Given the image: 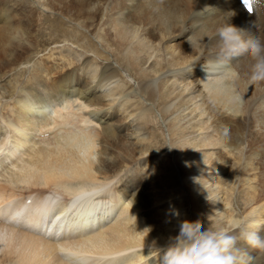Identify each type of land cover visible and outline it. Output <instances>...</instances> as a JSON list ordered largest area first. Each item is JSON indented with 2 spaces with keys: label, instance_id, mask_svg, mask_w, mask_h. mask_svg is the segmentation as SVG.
<instances>
[{
  "label": "bare ground",
  "instance_id": "obj_1",
  "mask_svg": "<svg viewBox=\"0 0 264 264\" xmlns=\"http://www.w3.org/2000/svg\"><path fill=\"white\" fill-rule=\"evenodd\" d=\"M256 1H253L254 14H248L238 0H55L51 9L58 12L61 17L70 18L78 23L92 36L97 34L107 46L109 45L110 49H107L105 54H99L94 43L91 48L103 61L109 63L113 61L120 68L130 70L134 78L144 84L139 85L140 94L146 96L149 101L157 103L156 106L160 109L159 113L163 119H169L173 114L178 113V121L183 120L185 118L183 114L189 112L188 118L194 123L190 130L175 132L173 123L169 126L172 136L182 139L200 137L199 132L204 129L197 121L198 118L207 116L208 119L211 116L210 123L213 128L220 121L225 124L234 121L238 115L248 119L251 109L256 111L260 119L259 126L256 127L264 129V97L259 100L264 94V89L258 91V87L264 82L249 84L251 58L248 56L249 59L241 74L230 64L224 63L225 69L220 68V64L213 65L217 63V59L211 55L212 50H220L215 47L220 43L216 38V30L225 23L237 27L244 24L252 25L257 17L261 28L259 37L264 42V0ZM195 8L197 14H193ZM6 11L7 9L1 6L0 17L4 16ZM28 22L32 25V21L30 23L28 20ZM18 23L24 24V21L18 20ZM8 24L9 22L5 21L0 25L3 26L0 28V48L1 45L11 46L23 36L22 30H14ZM199 25L203 26L198 27ZM51 26L61 34L64 23L55 18ZM196 27L198 30L202 27L204 29L193 34ZM31 35L29 38L36 41L38 36ZM250 35L256 36L255 33ZM188 36L191 40L189 43L180 42ZM15 48L20 50L14 52L4 49L2 54L0 52V70L4 73L7 70L8 72L16 70L22 64L21 60H28L29 51L26 47L17 44ZM4 56L12 57L10 62H4L6 58ZM169 56L170 58L167 59ZM74 62L71 65L64 64L65 69L67 68L65 73L62 71L64 68L60 66L44 63L43 72L47 73L46 77H53L51 85L49 79L40 75H32L26 81L20 80L18 82L20 88L24 92V89L29 92L20 98L17 96L16 101L13 102L14 109L12 107L10 112L7 111L8 115L1 118L3 123L9 119L6 127L13 135L6 142H3L4 139L0 141L2 184L0 186V253H3L0 264H135L136 262L132 261L137 259L136 256L128 258L120 255L142 246H155V242L163 238L160 232L162 227L154 222L155 218L154 221L149 219L150 223L147 224L148 230H146L143 221L135 217L138 210H150L152 204L148 197L142 198L137 195L132 199L135 209L131 206L128 208V204L127 208L126 206L123 208L124 198L121 196L119 198L117 191L113 193L109 189V182L113 181L121 166L126 163H138V160L145 157L148 152L158 149L162 141L157 143L156 139H165V135L157 137L149 134L150 128L146 130L148 126L153 129L159 126L160 120L157 114L152 107H147L142 101L136 102V100V105L134 104L129 112H126L128 111L126 109L131 108L132 103L129 100V106L128 108L125 106L123 112H121V104H119L120 110L114 109L115 112L113 110L111 112L109 107H113L116 97L122 96L125 91H120L116 86L111 94L108 91L105 95L101 90L110 89L115 80L121 77L119 69L110 64L109 69L91 79L90 75L93 72L91 70L95 69L90 65V61L86 60L82 65L75 66L79 71H83L82 75L75 72V68L74 71L70 68ZM189 62L193 64V71L189 69V77L184 80L181 77L183 81L178 82L179 75L173 74L174 71L178 69L184 72ZM16 65L18 67L13 68ZM229 69L237 72L238 78L231 75ZM213 70L221 71L212 73ZM96 72L94 75L98 74ZM195 73H198L197 78ZM22 74H26V70L22 71ZM185 75H187L186 71ZM157 78L159 82L153 88L152 84H155ZM33 79L38 83L33 84ZM39 85H45V88ZM131 89L134 90L132 87ZM74 91L86 94L89 103L84 104L83 108H95L90 116H80L78 119L72 114L74 108L72 104L66 103L68 101L55 103L71 96ZM131 91L127 93V97L132 94ZM7 95L15 96L12 92ZM127 99L129 98L122 101ZM194 101L198 105V102H202L198 107L202 110L201 113L192 109ZM216 106L221 108L215 109ZM218 109L223 113H214ZM101 111L103 115L100 114ZM64 112H68L67 115H64ZM197 112L199 115L193 117ZM133 117L136 124L129 121ZM214 117L218 118L213 120ZM93 122L101 127L100 132L93 131L89 126H83ZM255 124L253 122V125ZM8 130L2 126L0 138L2 133H5L3 136L8 135L10 132ZM54 130L57 131L55 135L45 136L47 132ZM112 130H115V133ZM97 132L99 134L95 135ZM143 134H147L148 137L139 138L136 142L138 137L135 140L134 135ZM38 135L43 137L37 139ZM92 135H95L94 139L104 141L109 146L101 151L99 162L96 158L98 145L91 140L93 137H89ZM200 140L201 149L208 147L202 138ZM32 141L37 144H33ZM219 142L221 143L222 140L219 139ZM22 143L25 145L19 148ZM218 143L215 145L218 146ZM163 146L161 143L162 148ZM184 147L177 148V152H181ZM233 147L231 146L230 151ZM31 148L33 149L30 150ZM235 149L234 147L233 150ZM211 156H215V153L205 156L203 152L194 157L192 164L197 166L194 168L199 170V174L204 172L203 174L206 175L211 170H228L227 159L225 156L226 161H224L223 153L217 155L211 163H205L204 157ZM163 164L166 169L173 170L169 160L164 159ZM190 164L187 156L181 166L187 168ZM165 176L169 184L176 181L174 171ZM209 180L206 178V181ZM135 181L138 183L139 180ZM221 182L224 181L221 179ZM119 183H123L122 179ZM122 187L124 189H121L120 193L128 199L131 198L132 194L127 192L124 184ZM52 188L65 193L69 201L61 203L57 201L55 192L51 190L45 192ZM36 191L39 193L36 194ZM33 192L36 194L34 199L31 198ZM142 192L141 195L144 194ZM28 198H31L30 205L26 203ZM197 203L199 204V202L193 204ZM212 203V206L208 205L209 207L204 208L209 210L211 215L214 214L218 228H230L238 223L233 221L230 215L222 214L221 204ZM201 208L203 210V207ZM221 215L222 220L219 219ZM224 219L230 222L227 223ZM263 221L260 219L252 223L260 224ZM251 225L253 224L248 223V226ZM262 226L263 224L260 227ZM111 257L115 259L107 260Z\"/></svg>",
  "mask_w": 264,
  "mask_h": 264
},
{
  "label": "rangeland",
  "instance_id": "obj_2",
  "mask_svg": "<svg viewBox=\"0 0 264 264\" xmlns=\"http://www.w3.org/2000/svg\"><path fill=\"white\" fill-rule=\"evenodd\" d=\"M54 4H55V0H45V1L44 0H0V7L2 6L5 9H7V11L5 12L6 14L4 13L5 15L0 17V25L5 21L9 22L8 25H10V27H12L14 30H18V31L22 30V34L24 36V37L21 36L22 34L19 35V37L20 36L21 37L18 38L16 42L11 46L1 45L2 46V48H0L1 54L4 49H10L14 52L16 50H20L15 48L17 44L23 45L29 51L28 60H21L22 64H20L19 67L17 65L13 67V68L18 67L16 70L13 69L14 71L11 72H8L7 70L5 73L0 70V123H1L0 128L3 126L8 130V127L6 126H8L9 124L8 123L9 119H6L5 122H7V124L5 122L4 124L3 119L1 118L3 116L8 115L7 111L10 112L11 111L10 109H12V107L14 109L15 103L13 102L16 101L17 96H19L18 98H20V96L21 97L25 96V94L29 92L27 89H24L25 90L24 92L23 89L20 88L21 85L20 83H18L20 80L26 81L27 79H29L28 77H31L32 75H38V76L40 75L45 77L47 80L49 79L48 81L50 82L51 85L53 81V77H49V76L48 78L46 77L47 73L43 72L44 63L50 66H60L61 68H64L62 71L63 73H65L67 71V68L65 69L64 64L67 63L68 65H71V63L75 61L74 65H72L70 68L73 69V71L75 68V72H77L79 75H82L83 71L82 70L79 71L78 68L76 69L75 66L82 65L84 61L88 60L90 61V65H92L93 68L97 70L96 72L92 68H89L92 69L91 71H93L92 74L91 72H89L92 75V76L90 75V78L96 75L98 77L99 74L101 75V72L109 69L108 66L111 64L115 68L119 69L121 77H118L117 81L115 80V82L111 85V87H109L111 90L106 88V90L103 89L101 90V92H103V94L106 95L108 91H110L109 94H111V92L113 91L112 89L116 86H117L116 88H119L120 91L123 92L125 91V92L124 94H122V96H118V98L116 97V101L114 102V105L112 104L113 107H109L110 111L112 112L113 110V112H115L114 109L120 110V106L122 105L121 112H123L122 110L126 109V107L128 108L129 106L128 103H130L128 102L129 100L133 104L130 105L131 108L126 109L128 110L126 112H129L130 109L132 110L133 108L132 106H134V104L136 105L135 100L136 102L142 101L147 107L153 108V110L158 116V119L160 120V124L156 129H153L148 126L146 127V130L150 128V130L148 131L149 134L155 135L157 137H161V136L163 137L165 135L164 140L159 138L156 139L157 143H160V141H162L161 143L164 145L163 146L164 148L161 147V143H160L157 150H152L151 153L148 152L147 153L148 155L146 154L145 157H141V160H138V163L124 164L123 166L120 167L121 170L119 169L117 171L115 175L116 177L114 178L115 180L113 179V181L109 182L110 184L109 189H111L113 193H115L114 191H117L119 198L120 196L124 198L123 208L125 206L127 208V204H128V208L129 206H131L132 209H135L136 207L134 206V201H132V199L135 198V196L137 195L142 196V198L148 197L152 204L150 210H146V211L145 209L138 210L135 217L140 219V221H143L145 225L144 229L146 230H148L147 224L150 223L148 221L150 220L154 221V218H155L154 222L159 224L160 227H162L160 228V232L162 234L161 237L163 238L160 241H157V243L155 242V246H147V245L142 246L141 248L139 247L129 251L130 253L129 252L126 254L123 253L120 256L122 257L124 256L128 258L136 256L138 260L135 259L137 260L135 261L133 259L134 261L132 262H136L137 264H160V255L162 254L161 250L165 249L167 246H169L171 243L174 242V238H175L174 235L179 234L181 224L187 219L188 221H192V222L199 221L203 225L205 230H207L208 228L210 230L219 229L218 222L217 219L214 217V214L212 213L213 215H211L209 210H206L204 208V207L212 206L213 205L212 202H215L223 206V208L221 209L223 210L222 214L230 215L233 218V221H236L241 225V227L237 229H234V227H232L231 225H229L231 226L230 228H225V230L232 232L234 235L238 237L237 247L246 251L248 255L253 258L251 264H264V252H258L257 250L248 248V246L244 243L243 239L239 238L241 231H249V230H259L260 235L264 236V221L260 224L252 223V221H259L260 219L264 220V129L260 127H256L259 126L258 124L260 122V119L258 118L256 111L251 109L249 111L250 113L248 115V119H246L241 115H238L234 121H228L226 124L223 121H220L216 125H214L213 128L211 127V123H210L211 116H209L208 119L207 116H204L202 118L197 119V121L202 125V129H204L201 132H199L200 133L199 138L186 137L181 139L178 136H172L171 132H169L170 124L173 123L172 126L175 132H178L183 129L190 130L191 129L190 127L194 125L193 122L191 123V118L190 119L188 118L189 112L183 114L185 117L183 120L178 121L179 119L178 113L173 114V116L170 117L169 119H163L162 115L159 113L160 109H158L156 106L157 103H154L153 101H149V99L146 96H142L140 94V88H141L140 86L144 84H142V82H140L139 80L135 79L133 73L130 70L124 67L120 68L118 64H116L113 61L112 63L103 61L100 58V56L93 50V48H91L92 44L94 43L96 45L95 47L98 53L105 54L106 50L110 49L108 48L109 45L107 46V44L102 39H100V37L97 34L93 36L89 34L86 29L82 28L78 23L70 20V18L67 17L63 18L60 15H58V12L51 9V7H54ZM196 12H197V8L193 9V14H197ZM213 13L214 12H212V14ZM34 14L37 15L35 16ZM55 18H58L60 21L64 23V26L61 30V34L59 30L57 31V29L51 26L54 23ZM18 20L24 21L25 25L18 23ZM28 20L30 21V23L32 21V25L29 24ZM33 20L34 21L36 20L35 21L36 24L33 23L34 22ZM252 23H253L252 25L244 24L239 26L238 28L244 29L250 34L255 33L256 36L259 37L261 33V28L258 25L257 17L255 18V20H253ZM30 25L31 27L29 28ZM200 26L203 25H199L198 27ZM1 27L3 26H0V28ZM198 27H196L193 30V34L198 33L200 29L201 31L204 29L202 27L198 30ZM24 29L26 32H24ZM29 29L30 32L32 31L31 33L29 32ZM30 34H32L31 36H36V37L38 36L36 41L29 38ZM216 38L217 40L219 39L218 36H216ZM190 41H191L190 36L184 38V40L183 39L180 40V42H185V43H189ZM215 47L220 48V43L219 46H215ZM219 53L220 50L219 51L212 50L211 55L213 56V58L218 59ZM4 58H5L4 62L8 63L10 62V58L12 57L4 56ZM169 58L170 56L167 57V59ZM248 59L249 57L245 55L243 56V58L238 57L233 59L232 62L227 63L226 65L230 64L234 66V70L238 72L240 71L242 74L243 68L247 64ZM216 64H220V68L222 69H225L224 67H226L222 62L214 63L213 65ZM39 68L41 70L43 68V70L41 71ZM192 68H193V64L192 62L191 63L189 62L184 68V70L187 72V75L184 76L185 71L181 72L178 69L177 71H174L173 74L178 73L179 75L178 82L179 80L183 81L184 78L187 79L189 77L188 74L190 72H188V70L190 69V71H193ZM38 69L40 70V73ZM24 70H26V74L23 75L22 71ZM220 71L221 70H213L212 73L213 72L219 73ZM95 72L98 74L94 75ZM181 77L183 80L181 79ZM197 77H198V73H195V78ZM10 80H14V81L10 82ZM35 80L33 79V81ZM33 81H32L33 84L38 83L37 80L35 82ZM158 82H159V78H157L155 84H152V87L155 88ZM11 83L12 85H10ZM9 85L11 88L9 87ZM39 86L45 88L44 87L45 85L43 86L39 85ZM131 87L134 88V90L131 89ZM182 87L183 86H181L180 89H182ZM16 88L19 90V92ZM261 88L264 89V84L258 87V91H261ZM15 89L16 92H14ZM130 91L132 92V94L133 91H135L134 93L136 95L133 94L134 95L133 96L131 94L130 96L127 97V93H129ZM9 92H12L15 96L10 97L9 95H7ZM82 94L80 93V91L76 93L74 91L71 93V96L65 97L61 99V101L59 100L55 101V103L68 101L66 103L72 104L74 108L72 109L73 110L72 114L75 113L78 114L79 116H84V117L90 116V113L94 111L95 108L94 109L83 108L84 104L89 103V100L87 97H85L86 94L83 95ZM263 97L264 94L261 96L259 100L261 101ZM125 98H129V99H127V101H122V99ZM109 99L112 100L111 98ZM260 101H258V104L260 103ZM198 103L199 105L195 104L194 101L192 109H196V111L201 113L202 110L198 107H200L202 102L201 103L198 102ZM244 106L245 108L243 111L245 113L246 112L245 99H244ZM217 108H221V107L216 106L215 109ZM102 112L103 111H101L100 114H102ZM198 112L193 114V117L199 115ZM67 113L68 112H64V115L65 114L67 115ZM214 113L219 114V113H223V111L221 109H218L215 110ZM217 118L218 117H214L213 120ZM133 119L134 117L131 118L129 121H132L134 123ZM208 120L209 123H207ZM95 122L83 126H89L93 131L100 132L101 127L97 126V124H94ZM253 122H255L256 124L253 125ZM226 130H227V135H225ZM8 131H10V129ZM112 131L113 133H115V130ZM99 132H97L95 135L99 134ZM128 132L129 131H126V133ZM4 134L5 133H2L0 141L4 139L3 142H6L9 139V137L13 135L11 131L9 132L10 135L8 134L3 136ZM147 134H143L142 136L134 135L135 136L134 138L136 140V138L138 137L136 141L138 142L139 138L141 139L144 137L147 138L148 137ZM95 135L89 137H93ZM38 138L39 137H37V139ZM200 138H202L203 141H205L204 142L205 145L208 144V147H204L201 149ZM219 139L222 140L221 143L220 142L218 143ZM91 140L95 141L96 144L98 145L96 158H97V162H99V158L102 156L101 151H103L106 147L109 146L105 144L104 141L102 142L99 139H94V137ZM148 141L147 143L150 142ZM13 142L15 144V141ZM32 143L37 144L34 143L33 141ZM217 143L219 144L218 146L215 145ZM220 144H222V146H220ZM24 145L25 143H22L19 146V148H23ZM180 146L183 147L185 146L184 147L185 149L183 148L181 152H177V148H179ZM231 146H234L236 149L233 150L234 149L233 147L232 151H230ZM12 147H14V145ZM191 148L192 149L194 148L196 151L192 150ZM32 149L33 148H31L30 150ZM203 152L205 153V156H209V154L215 153V156H211L210 158L204 157V160L206 161L205 163H211V160H213L217 155L223 153L224 161H226L227 159L228 170L225 171L211 170L208 171L206 175L203 174L204 172L202 174H199L200 173L199 170L195 169L197 168V166L196 165L193 166L192 163L194 162V157H196L198 154H202ZM187 156H189L191 164L187 166V168H183L181 164L183 159H186ZM104 157L107 158L106 156ZM164 159L169 160L171 162V164L173 165L172 168L173 170H169L165 168V165L163 164ZM172 171H174L176 174L175 177L176 181H173L169 184L166 181L165 175H169ZM206 178L210 180L206 181ZM120 179H122L123 183H119ZM221 179L224 182H221ZM135 180H139L138 183ZM191 181H193L194 183H190ZM122 184H124V186L126 187L127 192L132 194L131 198L128 199L124 197L123 194L120 193L121 192L120 190L124 189L122 187ZM1 185L2 184L0 178V186ZM50 190L52 192H55V195L58 197L57 201L59 202L61 201V203H65L69 201L68 196L58 189L52 188L46 190L45 192H51ZM33 191L35 192V190ZM141 191H143L142 192V194L144 193L143 195H141ZM37 193H39V191L38 192L36 191V194ZM36 194L35 193L34 195L32 194L33 196H31V198L34 199V196L36 197ZM209 194L211 195L206 197V195ZM208 201H211V203ZM194 202H199V204L197 203L196 206L193 204ZM198 205L199 207L200 206L203 207V210L201 207L200 209ZM221 217L222 215L219 216L220 220H222ZM224 220L227 223L230 222L229 220L226 219ZM248 223L249 224L251 223L253 225L248 226ZM262 224L263 226L260 227ZM174 225H177L178 227ZM2 255L3 253H0V258L2 257ZM114 257L108 258L107 260L115 259ZM91 260L95 261V259H91Z\"/></svg>",
  "mask_w": 264,
  "mask_h": 264
},
{
  "label": "clouds",
  "instance_id": "obj_3",
  "mask_svg": "<svg viewBox=\"0 0 264 264\" xmlns=\"http://www.w3.org/2000/svg\"><path fill=\"white\" fill-rule=\"evenodd\" d=\"M216 34L220 41L217 63L227 64L247 55L252 61L249 84L264 82V42L230 23L220 26ZM229 72L238 78L234 70ZM240 227L234 224V229ZM239 238L248 248L264 252V236L259 230L241 231ZM237 241L238 237L224 228L205 230L199 221H184L174 242L161 250L160 264H251L253 258L237 247Z\"/></svg>",
  "mask_w": 264,
  "mask_h": 264
},
{
  "label": "snow or ice",
  "instance_id": "obj_4",
  "mask_svg": "<svg viewBox=\"0 0 264 264\" xmlns=\"http://www.w3.org/2000/svg\"><path fill=\"white\" fill-rule=\"evenodd\" d=\"M242 4L245 6L246 11L251 13L252 9V0H241Z\"/></svg>",
  "mask_w": 264,
  "mask_h": 264
}]
</instances>
